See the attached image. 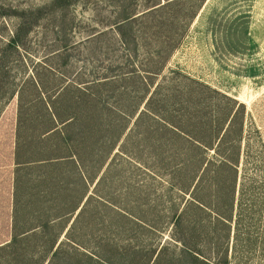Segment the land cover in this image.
Segmentation results:
<instances>
[{"label": "rangeland", "instance_id": "1", "mask_svg": "<svg viewBox=\"0 0 264 264\" xmlns=\"http://www.w3.org/2000/svg\"><path fill=\"white\" fill-rule=\"evenodd\" d=\"M143 1L0 0V264H193V248L214 263L264 264V0H204L157 79L155 99L166 105L158 100L155 108L197 142L144 117L148 131L125 137L110 159L114 131L105 136L102 126L110 119L120 130L128 120L105 113L94 144L80 149L81 166L37 84L50 92L76 74L107 76L121 56L140 64L163 39L154 41L155 27L140 34L133 26L127 51L109 34L93 35L118 8L137 12ZM197 3L180 0L172 19L158 20L161 31L179 32ZM20 22L27 29L7 45ZM211 90L241 105L228 108ZM116 101L106 103L124 112L129 100ZM216 117L218 135L229 130L236 139V220L216 217L232 186L216 150L198 145L213 135Z\"/></svg>", "mask_w": 264, "mask_h": 264}, {"label": "trees", "instance_id": "2", "mask_svg": "<svg viewBox=\"0 0 264 264\" xmlns=\"http://www.w3.org/2000/svg\"><path fill=\"white\" fill-rule=\"evenodd\" d=\"M179 1L180 0H144L141 4L142 9L137 12L132 9L128 10L127 7L122 6L116 11L113 20L107 19V22L110 23L107 29L94 32L93 37L96 39L107 34L111 35L114 42L120 45L121 50L127 51L130 41L129 36L133 34V26H138L140 34H142V30L143 33H145V31L148 32V30L153 27L158 29V31L153 32L154 36H152L155 37V40H153L156 41V39L161 36L163 39L157 42L158 47L154 52H149V55L148 52H146V54L144 53L143 61L140 62V64H131L129 63L130 60L121 56L122 62L120 63L119 61L118 66H115L116 62L115 64H111L110 67L114 68V70H109V75L83 80L81 78L82 74H76L75 78L66 80L63 84L56 85L50 92L47 91L44 84L36 78L37 84L45 96L51 114L61 128L63 139L71 149L79 165L84 166L80 153L85 154L81 152L80 149L87 148L94 144L95 132L96 129L99 128L97 127L99 125L98 118H101L105 113H110L113 118L115 116L123 119V121L126 120V122L128 120V123L124 124L120 130L119 127L117 130L116 126L110 122V119L107 120L105 127L102 126L103 132L106 133L105 136H108L110 132L114 131V134H110L107 141V148L109 149L108 154L112 152L110 159L116 153L121 154L122 141L125 137H130L132 133H135V136L140 134L139 130H141L142 127L141 120L144 117H149L150 120L160 121L165 130L176 135H181L192 142H197V139H200L194 136L193 130L187 129L186 125L173 121L171 118H168L166 114H163L162 109L155 108V104L158 100L166 105L164 99H155L157 90H159L158 80L162 77L161 72L165 63L173 50L179 45L187 31L188 23L194 18L196 10L204 0H198L197 6L193 10H187L186 13L183 14V17L186 18V22L180 23L178 27V29H180L179 32H165V28L161 31L158 20H160L165 13L168 14L166 16L172 19L174 17L173 8ZM69 4L70 0H53V5L55 7H62ZM12 13L16 12L13 11ZM38 13L39 10L34 12L33 17L37 18L39 15ZM21 14H16L19 20L21 19ZM25 29H27L25 28V23H18L13 30V34H11L7 41V45L15 46L19 41L21 32ZM161 33L164 34L161 35ZM1 83L2 82H0V85ZM211 91L214 95H218L225 99L228 108L241 105L233 98L215 90ZM191 94L192 92L189 90L186 95L189 98ZM10 96L12 97V91L8 94V97ZM113 96L117 97L118 101L129 100L124 112L116 108H120V104L109 106V104L106 103L107 99ZM233 115L234 110L229 114L228 122H230ZM222 120L223 118L217 117L215 120L209 119V123H214L213 127L209 128L210 134L213 135L209 136L207 141L203 140L205 141L203 143L206 145H201L200 143H198V145L205 150L208 149L207 147L216 150V157L218 158L219 164L228 170L229 184L232 186L231 198L224 208L221 207L217 210L216 214L218 219L226 221L229 217L231 218L232 214H235L233 220L239 217L241 211V197L238 190L236 192V188H234L238 177V162L232 147L236 139L229 136V130L226 132L223 131L218 135ZM144 128L145 129L141 130V132L143 131L145 133L149 128L147 126ZM235 227H233L234 236L236 235ZM55 249L56 246L51 251L50 255L54 254ZM188 252L193 264H227L226 260H216L214 263L203 258L196 248L188 250Z\"/></svg>", "mask_w": 264, "mask_h": 264}]
</instances>
